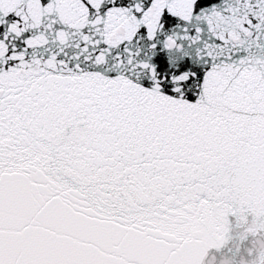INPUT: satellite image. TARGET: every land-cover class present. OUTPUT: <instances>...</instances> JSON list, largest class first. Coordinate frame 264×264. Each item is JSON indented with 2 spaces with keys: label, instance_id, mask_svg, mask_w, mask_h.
I'll use <instances>...</instances> for the list:
<instances>
[{
  "label": "snow or ice",
  "instance_id": "snow-or-ice-1",
  "mask_svg": "<svg viewBox=\"0 0 264 264\" xmlns=\"http://www.w3.org/2000/svg\"><path fill=\"white\" fill-rule=\"evenodd\" d=\"M229 215L264 230V0H0V264H204Z\"/></svg>",
  "mask_w": 264,
  "mask_h": 264
},
{
  "label": "water",
  "instance_id": "water-1",
  "mask_svg": "<svg viewBox=\"0 0 264 264\" xmlns=\"http://www.w3.org/2000/svg\"><path fill=\"white\" fill-rule=\"evenodd\" d=\"M252 220L251 214H247V222ZM229 232L228 239L219 248H212L208 250V255L205 257L204 264H249L250 261L256 258L255 241L264 242V230H259L255 235L246 233L245 238L241 239L240 234L245 231L247 224L236 223V218L229 215ZM252 249V252H249Z\"/></svg>",
  "mask_w": 264,
  "mask_h": 264
}]
</instances>
